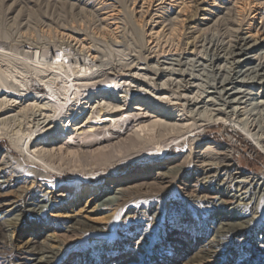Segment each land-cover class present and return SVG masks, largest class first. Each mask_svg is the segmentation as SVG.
I'll return each instance as SVG.
<instances>
[{
	"label": "bare ground",
	"instance_id": "obj_1",
	"mask_svg": "<svg viewBox=\"0 0 264 264\" xmlns=\"http://www.w3.org/2000/svg\"><path fill=\"white\" fill-rule=\"evenodd\" d=\"M133 2L135 13L127 19L118 0H0V27L27 28L25 14L42 7L67 8L75 19L60 24L62 42L75 46L62 59L41 56L39 38L19 45L29 63L43 66L35 67L34 80L18 77L17 63L0 51V141L7 142L0 148V264H264V237L257 238L264 235V179L246 175L236 164L235 146L206 138L205 131L225 127L230 141L245 137L264 153V0H204L195 12L201 20L186 28L200 34L189 56L179 52L175 35L185 0ZM107 34L105 52L100 44ZM249 39L260 41V48ZM126 44H133L128 53ZM105 75L117 80L107 91L96 88ZM149 136L174 138L182 152L171 157V147L143 157L140 143ZM73 145L96 149L70 150ZM133 146L140 147L129 151ZM114 149L121 151L115 155ZM125 153L142 154L128 168L152 163L142 176L153 181H122L124 188L109 197L115 190L107 186L118 182L101 181L122 171L111 172L112 163ZM88 158L95 167L74 170L70 186L59 179L63 170L72 171L68 164ZM214 185L220 194L199 199ZM191 186L195 190L186 195ZM82 199L92 211L105 210L108 223L93 227L74 215L58 230L82 242L96 240L88 254L80 243L63 245L44 221L51 204ZM226 205L247 214H210ZM154 208L160 212L151 213Z\"/></svg>",
	"mask_w": 264,
	"mask_h": 264
},
{
	"label": "rangeland",
	"instance_id": "obj_2",
	"mask_svg": "<svg viewBox=\"0 0 264 264\" xmlns=\"http://www.w3.org/2000/svg\"><path fill=\"white\" fill-rule=\"evenodd\" d=\"M118 1H120L119 4L122 7L121 15L124 16L125 18L128 16L127 19L129 17H132V15H134V13H135V12H133V10L135 9V6L133 5V3H134L133 0H118ZM152 1H153V6H155L156 5V3H154L155 0H152ZM239 1L243 2L246 0H239ZM185 2L188 4V7L186 9H183L184 11H182V14H181L182 17L181 18L183 19V22L180 23V26L179 25L177 26V30H176L175 35H176V37H178L177 41H178L179 46H180L179 52H183L185 56H189V55H192L191 54L192 53V44L191 43L194 40L195 41L200 40V38H199L200 34L199 33L187 34L190 31L186 30V28L196 24V22L198 20H201V18H202V16L200 15L201 12H198L196 14H195V12L197 9L204 8V0H185ZM124 7H126V8H124ZM153 9H154V7H153ZM0 13H2V11H0ZM70 14L71 13H70L69 9H67V8H62V7H48V8H46V7H42L41 10L35 11L34 13L25 14L28 16L26 18L30 19L29 20L30 25L27 27L29 29L20 28L16 24L15 25H5V26L3 25L0 27V48H1L0 51H4L6 54L9 52L8 54L11 55L10 57H12L14 59L13 61H15L14 63H17V64H15V67L20 72L16 68H14V69H15V71L17 70L19 72L18 73L16 71V73H18L17 75H20L18 77H20V78L26 77L24 79H27V76H29L30 79L28 78L27 80H34L33 77L36 78V74H37L36 73L37 70L34 71L35 67L37 66L39 71L41 70V68H43V66L41 64L36 63L37 64L36 65L34 63L33 64L29 63V60L27 59L28 56L26 58H24V54L22 53L23 48L20 46L24 45L25 43L35 44V42L38 40L37 42H40V43H38L36 45V51H38V53L43 57H47L48 59L51 58L52 62H55L56 60L62 59L63 54L67 55V54H72L74 52L73 51L75 48L74 42L64 43V42H62V39L60 37V34L62 32L61 28H60V24H61V26L62 25L65 26L67 24L74 22V20H75L71 17ZM43 17H47V18L51 17V22L50 21L44 22ZM136 17L137 16H135V18ZM70 18H71V20H70ZM135 18H134L135 24H136L135 27L138 30H140L141 29L140 26H142L141 25L142 20L138 19V18H136L137 19L136 20ZM257 21H259V20H257ZM57 22H58V24H57ZM41 24H42V26H41ZM95 35H98L97 29H95ZM108 36H110V35L107 34L106 37L104 36L103 37L104 41H102L100 44V49L104 50L105 52H106V47L108 46V43H107L109 40ZM241 36L244 38H246L248 36L247 31L245 29L242 30ZM7 37H8V39H6ZM37 38H39V39H37ZM23 42H25V43H23ZM126 45L127 46H125L124 49L126 48L125 53H128V52H130L129 49H131V46H133V44L132 45L126 44ZM249 45H251V46L254 45V47L256 49H258V48H260V41L255 42L254 40L249 39ZM101 46H103V47H101ZM203 50L204 49L200 50L202 53H200L198 55V57H201V55L203 54ZM61 52H63V53L61 54ZM263 52H264V50H263ZM59 54H61V57H59L60 56ZM131 54H133V53H131ZM251 54H252V52H251ZM57 55H59V56H57ZM20 58L23 59V62H25V60H26V62L28 61L27 63H29L28 65L30 67L27 64H22L21 61H19V60H15V59H20ZM203 58L207 59L208 56L205 54V56ZM104 59H107V57L102 58V60H104ZM20 64L23 66V68ZM25 65H27V66H25ZM24 66H25V68H24ZM66 66H68V65L65 64V68H67ZM27 68L29 70H32L33 72L29 71L26 73V71H28ZM30 68H32V69H30ZM2 69H3V67H2ZM22 71H23V73H22ZM23 74H24V76H23ZM56 81H58L56 84H60L61 80L57 79ZM116 81L117 80H115L114 76L105 75L104 77L99 79V82H98L96 88H99V89L104 90V91L110 90L114 86V83H116ZM33 84H36V83L33 82ZM253 94H256V91H254ZM253 97L255 98L256 95H253ZM259 100H262V99H259ZM102 126L104 128H107L108 124H103ZM205 131H206V138L215 139L218 143H221V144H233L235 146V151H237V153H238L235 155L236 164L239 166V168L246 175H257L258 174L259 178L264 179V174H263L264 173V153L261 150H259L258 148H256L252 144L248 143L246 141L245 137H243V138L242 137L241 138L236 137L233 141H230L229 136L227 134L228 129H225V127H222V126L209 127ZM105 134H107V132ZM127 135H124L121 139H123V138L126 139L128 137ZM166 138H167L166 136L164 138H159L158 136L145 137V139H143L140 143V146L142 144H145V147L143 148L144 150L142 153L144 155L143 157H146L147 155H150V154H153V155L165 154L171 147H173V150L171 152V157H175L179 153L182 152V151H180V148H179L180 147L179 141H175L174 138L169 139V140H167ZM235 141H237V142L235 143ZM6 145H7L6 141H4V140L0 141V148L3 146H6ZM69 145L70 144H65L62 146V148H65ZM129 145H131V144H129ZM136 145H138V144H136ZM140 146H135V147L133 146L132 149L129 151H133V150L137 151L138 147H140ZM77 148L80 151L83 149L82 151H85L88 153L94 152V150L96 149V148L85 149V148L79 147L78 145L77 146L73 145L70 148V150H77ZM157 148H160V149L157 150ZM118 151H121V150L120 149H114L113 153L116 155L118 153ZM140 154H138V153H136V154L127 153L126 154L125 153L122 156L120 155L116 159L117 160L116 162L112 163V166H114V168L111 170V172L112 171L114 172L116 169H119V168H122V171H120V173L117 175L113 174L110 176H106L102 179V181H101L102 184L113 183L116 181L118 182L117 186H116V183L109 184L107 186V187L112 188V190H115V192L110 194L109 197H114L116 195V193L120 192V189L124 188L123 185H120V182H122V181H126V180L130 181L131 178H134L135 184H140L142 182L151 183L153 181L154 176L151 177L150 179L144 178V176H142V175H144L143 169H145L146 167L149 166L146 164L151 165L152 163L145 162L142 164H136L131 168L127 167L128 165H131L134 162H136L140 158ZM85 161L86 162H83L82 164H78L80 167L77 164H75V166H74V164H68L67 168L71 169L72 171L66 170V169L63 170L64 173H62V176H60L59 179L64 180V184H67L68 186H70L72 184V181L76 177V175H75L76 172L74 170H77V169L78 170H81V169H83V170L87 169L88 170L92 167H95V159L93 160L92 158H88ZM98 167L100 169L103 168V166L101 167V165H99V164H98ZM138 177H141L140 179L144 178V180L143 181L140 179L138 180ZM29 187L30 186H28V188ZM193 190H195V188H192V186H191V188H188L187 191L185 190L186 195L193 193ZM221 191H222V189L219 186L214 185L211 188V192L209 191L207 194L202 192L199 195V199H201L202 196H206V195L212 196L214 193L220 194ZM46 192H50V190L47 189ZM60 192H61V189H59V191H57L56 194L58 195ZM180 192H183V191L177 190V193H180ZM225 195L226 194H224L223 197L225 200H227L225 198L226 197ZM262 195L264 196V190H263L261 196ZM59 200L60 199H56L55 201L54 200L53 201L57 202ZM82 200L79 201L77 204L70 202L68 206L60 207V208H56L57 207L56 204H51L50 208L47 209V211H46L44 221H45V224L48 225L47 229L50 230L53 228L55 230L54 232L56 233V236L62 242L63 245L71 246V245L80 243L79 247H83L82 249H86L85 254H88V252L94 253L93 248L95 247L96 240H89L88 239V240H85L82 242L79 239V237L76 236L75 234L66 233L64 230H58V227L65 226V224H66L65 222H67L70 219V216H74V215H76V217H78L79 219L83 220L86 224L93 226V227H100V226L108 223L107 218L109 217V215L107 212H105V210H102V212L100 211V209L92 211L93 206L90 207V204H87L85 206V203H84L85 199H82ZM159 212H160V210L158 208L151 209V213L158 214ZM224 212L229 213V214H233V215H239L240 217L247 214L245 211H242L233 205H226L225 207H223L221 209H217L216 211L210 212V214L213 216H216V215L218 216L219 214L222 215V213H224ZM59 214H61L62 216L58 217L57 215H59ZM49 221H51V222L49 223ZM140 223L144 224L146 227V226H149L151 222L150 221H148V222L140 221ZM38 225L40 226V223H37V226ZM40 228H44V226L41 225ZM263 237H264L263 233L257 234V238L262 239ZM15 242H16V244H18L17 242H19V240H17V238H16ZM155 246L157 247V245H155ZM155 246L152 248L153 251L154 250L156 251ZM88 256H90V255H88Z\"/></svg>",
	"mask_w": 264,
	"mask_h": 264
},
{
	"label": "built area",
	"instance_id": "obj_3",
	"mask_svg": "<svg viewBox=\"0 0 264 264\" xmlns=\"http://www.w3.org/2000/svg\"><path fill=\"white\" fill-rule=\"evenodd\" d=\"M59 55H60V56H59ZM59 55H57V56L61 57V54H59Z\"/></svg>",
	"mask_w": 264,
	"mask_h": 264
}]
</instances>
